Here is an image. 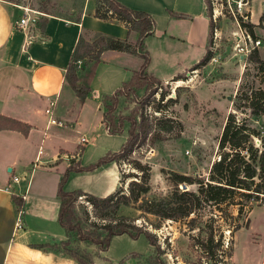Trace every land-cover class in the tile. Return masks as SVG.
<instances>
[{"label": "crops", "instance_id": "obj_1", "mask_svg": "<svg viewBox=\"0 0 264 264\" xmlns=\"http://www.w3.org/2000/svg\"><path fill=\"white\" fill-rule=\"evenodd\" d=\"M118 1L147 11L155 20L153 34L145 37L143 43L149 54L146 72L155 78L167 82L190 70L207 54L211 17L206 0ZM94 7L91 11L85 8L76 19L43 13L36 25L22 30L18 25L24 14L21 5L0 0V115L29 125L25 132L10 128L3 119L0 121V264H79L63 251L42 250L33 245L67 239L58 221L61 205L58 191L71 159L89 166L111 152L109 147L101 149L98 145L100 138L111 136L103 122L102 103H98L97 126L93 125L96 142L87 137L88 143L81 144V137L86 134L77 136L82 125L78 123L79 113L89 98L87 95L82 102L71 88L67 68L81 36L89 41L88 35L97 32L128 37L136 48L139 34L136 31L129 34L122 22L96 17ZM143 62L139 51L106 50L101 54L91 87L88 82L92 63L88 71L90 62L78 60L77 73L80 84L86 82L93 96L103 99L97 87L100 76L107 79L108 92L114 94L131 81ZM52 101H55L54 117L63 126L49 123L46 109ZM113 162L93 170L71 172L64 189H82L102 197L109 195L120 180L118 164L115 162L113 168ZM82 176L86 179L83 184L79 182ZM14 196L23 198L24 205H18ZM20 210L26 224L23 230L16 231ZM255 233L256 243H234L230 264H264V243L257 237L260 232ZM105 252L104 255L108 254V250ZM92 264L106 263L96 258Z\"/></svg>", "mask_w": 264, "mask_h": 264}, {"label": "rangeland", "instance_id": "obj_2", "mask_svg": "<svg viewBox=\"0 0 264 264\" xmlns=\"http://www.w3.org/2000/svg\"><path fill=\"white\" fill-rule=\"evenodd\" d=\"M9 1L71 19L78 18L87 7L91 11L97 4V0ZM210 4L213 27L206 52L209 58L198 68L194 69L195 65L167 82L149 73H145L147 77H144L141 70L136 71V79L122 91L126 95L118 97L116 113L113 114L116 118L111 115L113 118L107 120H113L115 126L123 121V131L110 133V138L102 137L98 142L101 149L109 147L110 153L119 151L127 141L126 130L130 127L128 120H122L123 115H131L132 109H136L139 111L136 113L139 121V113L143 112L149 121V133L144 140L138 141L131 153L121 158L118 164L120 180L116 190L129 192L133 187L131 181L143 173L137 168L140 163L149 172L150 191L144 198L130 205H122L117 211L111 207L104 211L95 208L86 195L80 196L75 202L76 213L88 230L110 222L130 223L151 234L159 249L149 243L145 234L138 238L128 234L114 236L105 255L106 252L93 243H80L83 249L79 243H71L74 248L90 252L98 262L154 264L152 257L158 254L167 264H230L234 243H256V231L260 232L257 237L262 238L264 243V205L257 202L247 204L241 211L238 205H232L227 212L224 208L206 205L189 217L176 219L147 210L149 206L146 199L162 202L163 208L164 204L170 202L176 189L174 172L209 180L212 165L220 158L219 141L230 113H235L238 121L246 119L264 135V114L256 120L250 115L251 109L242 106L246 103V95L260 97V90L264 92V64L256 62V59L264 60V23L261 21L264 0H210ZM246 31L255 45L258 40L261 42L254 49L251 48V52L238 54L237 45L244 43L242 36L244 33L247 35ZM88 36L92 42L94 36ZM248 45L252 47L253 44L248 41ZM84 59L90 62L89 71L92 62L88 57ZM170 66H174V63H170ZM88 71L86 69L85 76ZM179 76L181 79L176 80ZM106 80L100 76L99 85H96L103 99L113 95L108 92ZM91 81L88 82L90 87ZM86 84L84 82L83 85L88 86ZM91 91L79 113L78 123L82 125L81 133L77 136L85 132L90 141L96 142V126L100 118L98 103H104ZM94 124L96 126L93 128ZM254 139L255 144L259 145L260 139L256 136ZM113 168H116L115 162ZM85 180L82 176L79 182L83 184ZM91 185L96 186L93 183ZM187 186L197 190L199 185L188 182L179 185L180 189H186ZM247 220L250 224L244 228L241 227L239 231L233 229L235 225H244ZM212 230L214 243L218 244L214 256L207 254L203 246ZM132 232H136L135 228ZM97 252L100 256L96 255Z\"/></svg>", "mask_w": 264, "mask_h": 264}, {"label": "trees", "instance_id": "obj_3", "mask_svg": "<svg viewBox=\"0 0 264 264\" xmlns=\"http://www.w3.org/2000/svg\"><path fill=\"white\" fill-rule=\"evenodd\" d=\"M206 2L208 4L209 15L211 16L210 0H206ZM94 15L105 20L124 23L128 27L129 34L132 31L138 32L139 40L136 44V48H134L129 42L128 37L119 38L97 32L94 35L93 41L90 42L81 36L67 68V79L71 82L72 87L75 89L77 96L82 102L91 91V88L80 84L81 79L77 74L78 60L88 57L92 62L89 74V81H91L95 75L101 54L104 51L120 50L132 53H137L139 51L141 57L144 59L140 70L144 73V77H147L145 73H147L146 69L149 62V54L144 50L143 43L145 37L153 34L156 25L153 16L147 11L131 8L118 0H97ZM78 18H80V16H78ZM261 21L264 23V13L261 17ZM212 27L213 25L211 24V29ZM208 58L209 53L205 55L194 69L198 68V66L203 64ZM256 62L264 64V60L261 59H256ZM136 74L137 72L134 74L131 81L136 79ZM179 79H181L180 76L176 78V80ZM129 82L124 83L121 89L116 91L113 95L105 96L103 99L105 106L103 122L106 123L109 133H119L123 131V121H119L118 126H115L113 120H111V122H107V120L113 118L110 116L116 113L118 97L122 94L126 95L122 93V91ZM259 95L261 96L253 97L251 95H246V103L242 105L251 109L250 115L256 120L260 119L264 114V92L260 90ZM137 112L139 111L132 109L131 115H123L122 117V120L129 121L130 127L128 129L127 141L119 151L109 152L107 155L100 158L97 163L89 166L81 165L80 161H77L76 158L71 159V164L62 175L58 191L61 200L58 221L67 233V239L55 243L35 244L33 245L34 247L42 250L52 249L63 251L79 264H92L94 262V257L88 251H81L80 248L72 247L71 243H79V247H81L80 243L82 242L93 243L97 245L100 250L107 251L114 236L128 234L133 238H138L141 234H145L149 243L155 246L156 249H159V245L155 243V239L151 234L130 223L122 221H117L116 223L110 222L104 225H95V229L88 230L83 226L75 209V202L82 195H86L94 207L102 211L110 207L117 211L122 205H130L132 202H137L144 198L150 191V175L149 172L142 168L140 163H138L137 168L141 169L143 173L140 174V177L136 176V180L131 181L130 184L133 187L128 193L116 190L102 197L87 193L82 189L72 191L64 189V185L71 172L93 170L110 161H115L119 164L121 158L127 156L134 150L139 140H144L147 137L149 133V121L143 112L139 113L140 120L138 121ZM113 116L116 118L115 115ZM2 119L10 124V128L22 129L25 132L29 129V125L19 120L0 115V121ZM261 125L263 126V123ZM1 128L2 126L0 123V129ZM255 136L260 139L259 145L255 144ZM219 148L221 151L220 158L213 163L208 181H205L202 177H195V179L192 176L181 175L174 172L173 181L176 184V189L170 202L164 204L163 208L162 202L157 203L156 200L146 199L149 206L147 210L166 218L176 219L189 217L198 210L205 208L206 205H213L218 209L224 208L226 212L228 211V207L232 205H238L240 211L243 210V207L247 204L252 205L254 202H257L259 205H264V135L252 127L246 119L238 121L235 113H230L223 128L219 141ZM82 150L84 149L82 148L81 152ZM183 182H188L190 184L198 183V189H189L188 186L186 189H180L179 185ZM14 200L18 205H24L23 198L19 199L17 196H14ZM223 205L226 207H223ZM248 224L249 220H247V223L244 225H235L233 229L238 230ZM133 228L136 230L135 233L132 232ZM214 242L215 236L212 230L207 235V239L204 242L206 244H203L205 251L210 256L216 255L215 248L218 244ZM96 255L100 256L98 252ZM152 258V263L154 264H167L158 254Z\"/></svg>", "mask_w": 264, "mask_h": 264}, {"label": "built area", "instance_id": "obj_4", "mask_svg": "<svg viewBox=\"0 0 264 264\" xmlns=\"http://www.w3.org/2000/svg\"><path fill=\"white\" fill-rule=\"evenodd\" d=\"M21 7L24 10V14H23L22 18L18 21L19 27L22 30H25V29L30 28L32 25H36L39 22L40 16L43 14V12H40L38 10H34V9L27 7V6H21ZM214 20H216V18H214ZM242 37H243L242 39L244 40L243 41L244 43L237 45L238 54L241 53L244 55V54L251 52V50H252L251 48L254 49L261 42L258 40L257 45H255L254 40H252L251 35L248 32H247V35L244 33ZM248 41L253 44L252 47H249ZM54 105H55V101H52L50 107H48L46 109V113L50 115L49 123L52 125L63 126L64 123L61 120H58L56 117H54V112H53ZM80 142H81V144L88 143L87 136H85V135L82 136ZM15 179H17V177H15ZM25 224H26L25 215H24L23 211L20 210L19 213L17 214V218H16V224H15L16 231L23 230L25 228Z\"/></svg>", "mask_w": 264, "mask_h": 264}, {"label": "bare ground", "instance_id": "obj_5", "mask_svg": "<svg viewBox=\"0 0 264 264\" xmlns=\"http://www.w3.org/2000/svg\"><path fill=\"white\" fill-rule=\"evenodd\" d=\"M179 84H182V83H179Z\"/></svg>", "mask_w": 264, "mask_h": 264}]
</instances>
